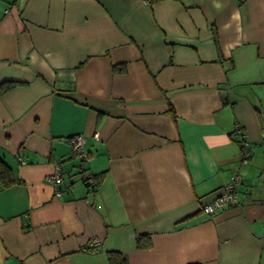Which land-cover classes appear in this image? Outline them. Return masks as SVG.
<instances>
[{
  "label": "crops",
  "instance_id": "crops-1",
  "mask_svg": "<svg viewBox=\"0 0 264 264\" xmlns=\"http://www.w3.org/2000/svg\"><path fill=\"white\" fill-rule=\"evenodd\" d=\"M5 80L0 264H264V0H0Z\"/></svg>",
  "mask_w": 264,
  "mask_h": 264
},
{
  "label": "built area",
  "instance_id": "built-area-1",
  "mask_svg": "<svg viewBox=\"0 0 264 264\" xmlns=\"http://www.w3.org/2000/svg\"><path fill=\"white\" fill-rule=\"evenodd\" d=\"M93 136H97L96 133L93 134ZM240 154H241V164H246L251 156L252 148L249 143V141L246 138V135L244 133H241L240 135ZM69 142L72 147V151L75 155L79 157H84V136L82 134H74L69 138ZM61 179V174L57 170L55 173L51 175L45 176V181L51 184H56ZM89 184H92V180L89 179ZM241 183V175L240 173L236 172L234 173L231 178L222 186L221 192L210 202L205 203L201 210L206 215H212L215 211H217L219 208L231 205L236 202V192H237V186ZM60 190L55 185V193L59 194ZM100 239L98 237H93L90 241L91 245L98 244Z\"/></svg>",
  "mask_w": 264,
  "mask_h": 264
},
{
  "label": "trees",
  "instance_id": "trees-1",
  "mask_svg": "<svg viewBox=\"0 0 264 264\" xmlns=\"http://www.w3.org/2000/svg\"><path fill=\"white\" fill-rule=\"evenodd\" d=\"M149 3H155L160 0H146ZM114 69V68H113ZM22 84L17 80H5L0 83V92H6L16 85ZM89 179L92 180V184H89ZM0 180L3 186H9L13 184L17 179L13 176L11 167L0 157ZM101 180V173L92 174L84 178L86 185L98 186ZM107 257L110 264H126L124 257L117 251H109Z\"/></svg>",
  "mask_w": 264,
  "mask_h": 264
}]
</instances>
